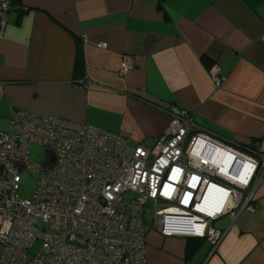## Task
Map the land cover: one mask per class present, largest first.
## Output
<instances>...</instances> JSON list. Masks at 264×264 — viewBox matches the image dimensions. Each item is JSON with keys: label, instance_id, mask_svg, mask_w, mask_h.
Wrapping results in <instances>:
<instances>
[{"label": "crops", "instance_id": "crops-1", "mask_svg": "<svg viewBox=\"0 0 264 264\" xmlns=\"http://www.w3.org/2000/svg\"><path fill=\"white\" fill-rule=\"evenodd\" d=\"M125 55L133 67L122 76ZM173 108L264 151V0H24L9 12L0 132L21 109L124 134L135 147L155 143ZM253 204L255 214L213 223L215 245L149 230L148 262L264 264V179Z\"/></svg>", "mask_w": 264, "mask_h": 264}, {"label": "built area", "instance_id": "built-area-1", "mask_svg": "<svg viewBox=\"0 0 264 264\" xmlns=\"http://www.w3.org/2000/svg\"><path fill=\"white\" fill-rule=\"evenodd\" d=\"M23 1L0 0V48ZM132 67L125 55L121 75ZM171 116L155 143L130 147L121 133L14 109L0 132V264H150L149 230L215 245L217 219L255 214L264 151L217 138L188 111ZM33 146L44 151L41 165ZM30 172L39 181L26 199L19 190Z\"/></svg>", "mask_w": 264, "mask_h": 264}, {"label": "rangeland", "instance_id": "rangeland-1", "mask_svg": "<svg viewBox=\"0 0 264 264\" xmlns=\"http://www.w3.org/2000/svg\"><path fill=\"white\" fill-rule=\"evenodd\" d=\"M31 152L35 156V159H34L35 164L41 165L43 158H44L43 149L39 146H33L31 148ZM38 181H39V175L35 172H30L27 177V180L21 184V187L19 190L20 196L26 199H32L35 194V190L37 189ZM151 208H152V205L151 203H149V205L145 209L147 219H150ZM147 228H149V226H147ZM39 246H40V243L37 242L33 249V254L37 253Z\"/></svg>", "mask_w": 264, "mask_h": 264}, {"label": "trees", "instance_id": "trees-1", "mask_svg": "<svg viewBox=\"0 0 264 264\" xmlns=\"http://www.w3.org/2000/svg\"><path fill=\"white\" fill-rule=\"evenodd\" d=\"M83 68L82 62L80 60V54L78 53V58L76 60V65H75V72L76 75H80L81 74V69Z\"/></svg>", "mask_w": 264, "mask_h": 264}]
</instances>
